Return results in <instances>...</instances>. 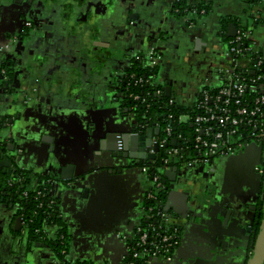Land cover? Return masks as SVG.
<instances>
[{
	"label": "crops",
	"instance_id": "crops-1",
	"mask_svg": "<svg viewBox=\"0 0 264 264\" xmlns=\"http://www.w3.org/2000/svg\"><path fill=\"white\" fill-rule=\"evenodd\" d=\"M101 1L97 2L101 5L98 12L106 18L105 30L110 41L101 44L105 55L97 56L96 60L103 67L110 63L115 73L123 70L129 52L135 59L151 50L169 48L176 39L185 40L188 56H192L186 58L189 62L183 65L180 60L176 63L178 69L173 71L175 67H167L164 60L159 68L162 82L159 85L166 88L169 84L171 97L179 105L192 106L204 89L219 84V70L227 60L226 39L232 24L246 25L252 32L256 51L264 56V11L245 0H209L210 12L195 19L173 12L177 0ZM115 7L120 10L115 12ZM22 9L29 15L33 6L29 0H0V47L9 45L7 39L15 33H20L22 38L32 33L26 30L25 22L29 19L21 15ZM44 13L48 17L47 11ZM49 38L44 37L48 44H43L44 52H49L48 46L61 58L62 42L57 44ZM13 49L10 53H18ZM73 53L77 58L73 71L78 72L80 53ZM47 58L32 56L29 65L25 62L22 68L13 71L12 97H6L0 90V123L12 120L0 126V142L5 149L10 145L14 152L4 153L7 159L4 164L52 181L51 195L59 201L62 218L59 220L70 243L71 261L119 263L131 244L121 238L131 241L142 212L147 211V176L138 167H126L127 164L109 162L107 158H103L107 163L104 169L99 167L94 173H86L85 165L90 157L83 150L86 144L94 143V150L102 151L101 142L111 129L119 127L118 132L124 134L130 129L128 121L120 115L115 102H110L111 98L103 103L96 96H93L95 102L83 101L78 86L64 77L56 82L49 79L39 92L43 68L48 70L57 63L63 69L62 60ZM15 62L11 64L17 67ZM180 64L185 70L189 68L187 74H182ZM171 75L178 84L170 81ZM104 90L111 92L107 87ZM30 99L35 104H28ZM260 153L251 147L233 157L215 158L209 167L173 165L174 180L166 177L164 171V183L169 188L166 210L176 215L184 234L169 262L154 260L153 264H246L249 261L258 208L262 205L263 185L255 170L262 163ZM106 154L107 151L102 156ZM149 154L153 152L150 150ZM205 170H209L214 190L219 193V198L206 203L208 206L202 202L199 190L201 175L207 176ZM82 173H86L87 181L78 180ZM13 209L0 204V264H60L56 251L42 246L43 242L31 248L28 238L22 237L20 223V229H14L17 218ZM49 228L56 236L57 224L51 222Z\"/></svg>",
	"mask_w": 264,
	"mask_h": 264
},
{
	"label": "flooded vegetation",
	"instance_id": "flooded-vegetation-1",
	"mask_svg": "<svg viewBox=\"0 0 264 264\" xmlns=\"http://www.w3.org/2000/svg\"><path fill=\"white\" fill-rule=\"evenodd\" d=\"M29 1L33 6V10L30 11L29 15L26 14L25 9H22L20 13L23 17L27 18V20L29 19V21L25 22V27L27 28L26 30H29L32 33H29V34L26 33L23 38L21 37L22 35L20 33L18 34L15 33V35L13 36L14 42H11L10 44L8 43L9 45H7L6 47L4 46L0 47V90L1 92L3 89L1 87L2 86L4 87V85H8V92L11 91V96H12L13 71L16 69L22 68V64H24L25 62L27 63V65H29V61L32 59V56L37 57V58H40V57L42 58V57L47 56L48 60H54L56 62L57 61L60 62L62 60L61 65L63 69H61L60 65H58L57 63L51 65V67H49L48 70L43 68L42 80L44 81L42 82L44 83L48 82L49 79L51 80V82H56L58 79L64 77L71 81L73 80L72 83L78 86L77 91L79 90L82 92V94L80 95L81 96L80 98L83 101L87 99V100H91L92 102H95L96 98L93 96H96L100 99V102L103 103L104 100L106 99L110 100L111 98L112 100H110V102L111 101L115 102L116 108L120 112V115L125 117L126 121H128V127L132 129V133L139 135V136L148 135L149 133L148 131L151 128L144 126V123L140 120V118L137 117L138 115L136 112L137 110L134 109L135 107L132 106V100L130 98V95L128 94V87L131 86L132 84L131 82L134 80V76L132 77L131 74L128 72V70L131 69L133 65V60L135 62V59L133 57L134 55L132 56L129 52V57L127 59L126 65L123 67V70H121V72L118 71L116 73L115 71H113L115 69L113 68V66L110 65V63H107V65L103 67L102 65H99L100 62L96 60L97 56L105 55L103 53L104 50L101 48L103 45L101 44H103L104 42L107 44L108 42H106V40L110 41V38L109 37L107 38L108 30H105L106 29V25H105L106 18L103 15H100L101 13L98 12V9L101 8L100 7L101 5L100 6L97 5V2L101 3L102 1L101 0H43V2L40 0H32V1L29 0ZM174 5L172 6V10L174 13L179 15L178 11L174 8ZM48 10L49 12H52V11L53 12L48 13ZM116 10L118 12L120 10V7H115V12ZM44 11L45 12L47 11V13L49 14L48 17L44 13ZM46 35L49 36L50 37L49 39L53 40V42L57 41L58 42L57 44H59V42H62V44L60 45L62 46V49L60 51L62 55L61 58L59 55L58 57H56L57 55L56 52L54 50H49L48 46H46V48L48 49L49 52H44L43 44L44 43L47 44L46 42L47 39L44 40V37ZM220 36H221V33H220ZM102 38L103 39L105 38V40H100ZM180 40L183 42L182 44L181 42H179ZM126 42L128 43V41ZM172 42L173 43L170 44L169 48L164 47L163 49L164 51L163 50L160 51L159 49H158L159 51H156L158 56L160 57L159 63L155 66V68H158V72L154 76L155 77L154 82L156 84L162 83L160 81L161 76L159 74V68L164 62V60L166 62L167 67H170V68H172V66L175 67V69L172 68V70L174 71L178 69L176 63H179L181 60L182 61L181 64L185 65L186 63L189 62V61L187 62L186 58L189 57L188 59H191L192 57V56H188V52L190 51H188V48H189L187 47L188 45L187 46L184 45V43H186L185 40L183 41L182 38L181 39L179 38V40L176 39ZM17 43L18 45L16 46ZM13 48L15 49L16 52L18 51V53L13 54V51L10 53V50H12ZM114 48H117V46L113 47L112 49ZM129 48L130 47H127L126 49L128 50ZM75 51L80 53L79 58H80L81 63L77 65L79 69L78 72L73 71L74 70L73 67L76 66V59H77L73 53ZM12 60L16 61L15 63L17 67L15 66V64L13 65L11 64L14 62ZM39 60L42 61L43 59L42 60L39 59ZM181 64H180V68H183L182 74L183 73L187 74L188 73L187 70L189 71V68L185 70V68ZM190 72L193 73V71H190ZM170 79H171L170 81H172L173 83H177V81L174 79V77H172V75L170 76ZM184 79L185 78H183L182 80ZM106 87L108 90L110 89L111 92L105 91L104 89ZM70 90L73 91V88H70ZM83 101L82 103L86 106L87 104ZM32 102L35 104V101H32L31 99L28 100V104H33ZM103 117L106 118L105 116ZM8 122H12V120L8 119L7 121H4L0 123V126L2 127L8 124ZM118 131H119V127L117 130L111 129V131L108 133V135L110 133H112L113 135L110 137V140H108L107 146H110L114 150H117V152L119 153L126 152V153L135 155L136 159L127 160L126 162L125 160H123V163H124L123 165L127 164L126 167H131V168L138 167L143 172V168H144L143 162L147 160H152L148 158L149 157L148 154L150 153V150L154 154V152L159 147L155 146L154 144H153L154 147L148 146L147 143L145 142L134 141V140L133 141L127 140V142L125 140H121V142H119V140H117V138L115 137L117 135L119 139L121 138L119 136L120 132ZM108 135H106V138ZM0 137H1V133H0ZM159 139H162L161 134L160 136L158 137L155 136L153 138V140L155 141ZM5 144L8 145V143H5ZM254 144L258 146L263 145L264 147V144H259V143H254ZM93 145L94 143L93 144L90 143V144H86L85 146L84 154L86 155V157H90L87 160V164L85 165L86 173L95 172L94 170L91 171V169H93L94 167V160H95V155L93 154H96V150H94ZM134 147H136V149H134ZM255 149H258V148L255 147ZM141 150L143 151L140 152ZM134 151H137V153ZM6 152L11 153L12 155L14 154V152L10 150V145H8V148L5 149L3 148L2 143L0 142V171L4 175L7 174V176L10 178L9 180L6 181V185L4 186V188L0 189V204H5L7 206H10L11 204H13L11 208H14L13 210H14V213L16 214V218L21 219L20 228L22 230V233H24L22 237L25 236V239L28 238L31 244V248L37 247V246L39 247V245L43 242L42 244H45L44 247L52 249L53 251H56L55 245L57 246L60 244L61 246H64L63 242H61L58 237L53 236L51 233L48 234V231H46L45 227L43 228L42 231H39L40 237L37 240L31 237L29 225L25 221L24 215L19 214L20 211L24 210V208H21L17 200L13 198L14 194L7 192V190H10V187H12L13 185L17 183H21V182H25V184L28 183L27 185H34L35 183H37L36 187L42 186L43 183L42 184L39 183L40 179L38 176L40 175L36 176L35 174L31 172L27 173L25 171L18 170L17 167L10 168V166H6L4 164V160H5L4 153ZM263 152H264V149H263ZM157 154H156V158H157ZM137 156L139 157L143 156L144 158L141 159ZM101 163L104 165L107 164L104 159L101 161ZM182 166H187V165L183 164ZM25 167L27 168V166ZM206 167H209V166H206ZM255 170L258 174L257 178L258 177L260 178L261 175L264 176V162L262 161L261 165L257 166ZM22 172L27 173V177H25L24 180L20 179V174ZM205 174L207 176L201 175V182L203 184V191L201 193V199L204 205H206V203H212L214 199L219 198V193L217 192V190H214V186L212 185L211 178H209L210 177L209 170L207 171L205 170ZM144 175L146 176V174ZM47 179L50 181L49 178ZM82 179H84L83 176L78 177V180L81 182H83ZM51 183L52 181L49 182L50 186H52ZM263 183H264V177H263L262 185ZM68 185L73 186L72 183L70 182L68 183ZM0 186H1V183H0ZM165 189L167 191L169 190L167 184L165 185ZM148 192L149 191L147 188V196L145 195L146 203H147V205L145 206V210L147 211H144V213L142 212V218H141L142 220H140V222L137 224V228L138 226L144 227V225L148 223V219H155V222H157L156 217L160 209L159 207H156V206L153 208L149 206ZM51 193H52L51 187H49V193L47 195L48 203H51L52 206H54L56 210L55 212L57 214L56 215L57 218L62 219L60 215V210H59V201L58 199L56 200V197L54 195H51ZM262 194H264L263 189H262ZM18 199L21 201L23 200V197L18 196ZM167 203H166V207H167ZM42 206H43V203H42ZM200 208H202V206H200ZM169 213L172 214L171 217L173 218L174 223L177 225V227H179L178 229L181 231L180 236H179L180 241L178 242V245L175 249L177 250L181 245V241H182L181 237L184 234V231L182 230L180 221H178V219L176 218V215L171 213L170 211ZM190 216L192 217L194 216V214L191 213ZM29 222H32V221L29 220ZM45 224H46V227L47 226L49 227L51 222L49 223L46 220ZM57 226L59 230H63L62 225L57 224ZM14 229L15 230L18 229L17 224L16 226H14ZM65 232L66 231H64L63 233L66 235ZM133 238L134 237H132L131 240ZM121 239L123 241H126V240L128 241V239L125 237H122ZM28 240L26 241L27 243H28ZM128 243L130 244V241ZM68 245H70V243H68ZM66 249L67 250H63V251L68 256V259H65L60 264H81V263L91 264L92 263V262H87L83 260H79V261L72 260L71 261L70 260V248H69V251H68V247ZM128 252H129V247L127 248L126 253L123 254L124 256L122 257L121 261L116 264H124L126 256H127L126 254ZM56 253H58V251H56ZM110 264H115V263H110ZM246 264H248V262H246Z\"/></svg>",
	"mask_w": 264,
	"mask_h": 264
},
{
	"label": "built area",
	"instance_id": "built-area-1",
	"mask_svg": "<svg viewBox=\"0 0 264 264\" xmlns=\"http://www.w3.org/2000/svg\"><path fill=\"white\" fill-rule=\"evenodd\" d=\"M258 2L257 7L264 10V0H258ZM196 16H198L196 11H192L185 17L195 19ZM243 26L239 24L235 36L226 42L227 60L219 70V84L216 87L204 89L189 107L190 113L179 117L176 121L177 126L190 125L193 129V137L185 138L183 134H173L171 128L173 120L171 124L163 128L147 120L151 129L160 128L163 134L162 139L154 140L162 149L161 153L166 154V158L161 161L163 172L178 160H183L188 167L210 166L215 158L235 156L246 145L264 144V83L262 82L264 56L256 51L251 30L243 31ZM146 59L145 66L148 68H154L160 61L156 50H151ZM135 60L141 61V57L137 56ZM149 73H153L151 69ZM153 79V77L147 80L134 78L131 86L139 91L145 83ZM154 95L161 97L163 90L157 88ZM149 97L151 93L147 91L130 94L133 107L135 105L148 107ZM169 104L174 105L176 102L172 99ZM169 119H172V116ZM174 135L175 137L172 138ZM168 140L175 141L176 145L187 140L189 146H186V150L193 152L194 155L183 159L181 149L169 148ZM152 164L154 165L155 162L153 161ZM148 172L149 168L144 167L143 173L147 176L148 191L151 188L157 192L165 189L160 177L150 176ZM36 184L27 185L23 197L28 198L29 191L34 190ZM39 195L40 192H37V198ZM148 200L151 203L156 201L157 207L161 205V202L150 193ZM39 207H42V204ZM171 216L172 214L166 210V204H164L157 214L155 226L150 225L146 228L138 226L136 235L130 241L124 264H153L154 260H171V253L179 242V227Z\"/></svg>",
	"mask_w": 264,
	"mask_h": 264
},
{
	"label": "trees",
	"instance_id": "trees-1",
	"mask_svg": "<svg viewBox=\"0 0 264 264\" xmlns=\"http://www.w3.org/2000/svg\"><path fill=\"white\" fill-rule=\"evenodd\" d=\"M245 2L250 6H252V4L254 6H258L259 4L258 0H245ZM174 8L178 11L180 16H185L189 12L196 11L197 15L201 17L202 15H205L206 13L210 12L211 3L209 0H177L174 5ZM242 30L248 31L249 29L243 26ZM228 41L229 38L226 40V42ZM139 57H141V61L135 60V62H133L131 69L128 70L131 76L134 75L135 79L143 78L144 80H147L148 78L151 77L155 78L154 76L157 74L158 68L155 67L148 68L147 66H145L147 55L140 54ZM150 69L153 73H149ZM262 82L264 83L263 79ZM157 88H161V90H163V95L159 98L154 95V91ZM144 91L151 93V97L148 98L149 99L148 107L145 106L141 107L135 105L136 107L135 109L137 110L136 112L138 114L137 117L140 118V120L144 123V126L151 127L147 123L148 120L150 123L152 122L156 123V125H158L160 128H163L166 127V125L168 126L169 124H171L170 122L173 120V123L171 124L173 134L175 135L183 134V137L185 138L193 137V131H192L193 129L191 128L190 125L177 126V122H176L179 117L190 113L191 108L179 105L177 103L174 105H170L169 101L172 100V97L167 96L165 88L159 84H156L154 82V79L153 81H149L148 83H145L143 88L142 89L140 88L139 91L133 88L132 86L130 88L128 87L129 95L132 93L134 94L135 92L143 93ZM132 106H134L133 103ZM170 116H172V119H169ZM161 135L163 138V134ZM175 135L172 138H174ZM186 141H182L180 145L174 146L172 145V141L168 140L167 146L169 148L181 149L180 151L182 153L183 159H187L189 156H193L194 153L193 152L190 153L189 151L186 150V146H189V143H187ZM163 158H166V154L162 153L161 155L158 153L157 158L153 160L144 161L143 166L149 168L148 174L150 176L158 175L162 180V182L164 183V181L166 180H165L164 172L161 170V161L163 160ZM153 161L155 162L154 165L152 164ZM183 164H184L183 160L182 161L178 160L177 163H174V166L180 167ZM25 177H27V173L22 172L20 174V179L24 180ZM38 177L40 179L39 183L41 184L43 183L44 186L43 185L37 186L35 187L34 190L29 191L28 198L22 196L23 192L27 190L26 186L28 183L27 184H25V182L17 183L12 187H10V190H7V192L14 194L13 198L17 200L21 208H24V210L20 211L19 214L24 215L25 221L29 225L30 236L33 237L35 240H37L40 237L39 231H42L44 227L46 228V224H45L46 220L49 223L53 222L55 224L60 225L59 223L60 220L56 216L57 214L55 212L56 210L54 206H52L51 203H48L47 195L49 193L50 181L45 176L40 175ZM9 179L10 178L7 176V174L4 175L0 171V183H1L0 189L4 188V186L6 185V181ZM164 185L166 184L164 183ZM263 190H264V186H263ZM37 192H40L38 198H37ZM167 192L168 191L166 189H163L161 192H157V190L151 188L148 194L150 193L154 195L157 198V200L161 202V205H159V209H160L163 208L164 204H166L167 195H168ZM18 196L23 197V200L20 201L18 199ZM42 203L43 206L39 207ZM148 203L149 206H151L152 208L155 206L157 207L156 201H154V203H151L148 200ZM29 220H31L32 222H29ZM156 224L157 223L155 222V219H148V223H146L143 228H146L150 225L155 226ZM63 232H64L63 230H59V229L56 230L57 233L56 237H58L59 239L61 237L60 241L63 242L64 244V246H61L60 244L57 246L55 245L56 251L67 250L66 248L68 247L69 240ZM180 232L181 231L179 230L178 232L179 236H180ZM81 264H90V263H81Z\"/></svg>",
	"mask_w": 264,
	"mask_h": 264
},
{
	"label": "water",
	"instance_id": "water-1",
	"mask_svg": "<svg viewBox=\"0 0 264 264\" xmlns=\"http://www.w3.org/2000/svg\"><path fill=\"white\" fill-rule=\"evenodd\" d=\"M236 29H237L236 25L232 24L230 26V30H229V34L227 35V38L234 37L236 34ZM11 42H14L13 36L10 37V39H7V43H11ZM44 86H45L44 82H40V86H38L39 92L44 88ZM1 88H3L2 91H4V95H6V97H12L11 91L8 92V85H4V87L2 86ZM165 91H166L167 96H171V87L169 86V84L166 85ZM41 101H44L42 99V97H41ZM128 132H126L124 134L119 133L120 134L119 136L122 139L121 138L119 139V137L117 135L115 137L117 138V140H119V142H121V140H125L126 142H127V140H131V141L134 140V141L145 142V143H147L148 146L154 147V145H155L158 147V144L156 142H153V138L155 136L158 137V136H160V134H162L161 133L162 131L160 130V128L150 129L148 131L149 132L148 135H146V136H142V135L139 136V135L133 134L132 129H129ZM92 133L94 134V132H92ZM93 134L91 136H93ZM110 134L107 136V138L105 140H103L101 142V150L102 151L99 150L96 152V154H93L96 157L94 160V167H93V169H91V171L92 170H98L99 167H101L102 169L105 168L106 165L101 163L103 158H107L109 162L113 161V162H118V163H123V160H125V162H126L127 160L136 159V156L133 154L126 153V152L119 153V152H117V150H114L110 146H107L108 140H110V137L113 135L112 133H110ZM172 145L175 146L176 142L173 141ZM82 147L84 149V146H82ZM251 147H256V144L252 143L250 145H246L240 153H244L245 151H247ZM262 149H263V147H262ZM105 151H107V154L105 157H103L102 155ZM142 151L143 150H141V152ZM156 151L154 152V154H148V156H149L148 158L153 160L156 158L157 153L162 155V153H161L162 149L158 148ZM260 152H261L260 153L261 154V156H260L261 162L262 161L264 162V152H263V150ZM240 153H238V154H240ZM137 157H139V156H137ZM139 158L143 159L144 157L141 156ZM6 160L7 159H5V161ZM111 171H109V173L113 172V171L112 172ZM118 172H120V171H118ZM113 173H115V172H113ZM85 174L86 173H82V174H79L78 176H83L84 177L83 181H87L88 178L85 177ZM165 174H166V177H168L171 180H174L176 178L175 168L173 166L170 167L168 170H166ZM263 177L264 176H262V175L260 176L261 182H263ZM263 185H264V183H263ZM260 201H261L262 205H260L258 208L259 212L257 214V222H256L257 229H255L254 236L252 237V241H251L252 255L248 261V264H264V194L261 195ZM12 206H13V204L10 205V207H12ZM20 220L21 219H17V221H16L17 225L20 223ZM42 246H45V244H42ZM165 261H167V260H165ZM167 262H169V261H167Z\"/></svg>",
	"mask_w": 264,
	"mask_h": 264
},
{
	"label": "rangeland",
	"instance_id": "rangeland-1",
	"mask_svg": "<svg viewBox=\"0 0 264 264\" xmlns=\"http://www.w3.org/2000/svg\"><path fill=\"white\" fill-rule=\"evenodd\" d=\"M262 147H263V145H259V146L256 145V148H258L260 151H262L264 149V147H263V149H262ZM165 169H166V167H165ZM199 190H201V193H202L203 184L200 185V189ZM45 229H46V231H48V234H50L51 229L48 226ZM56 258H57V261L59 263H62L65 259H68V256L64 253L63 250H60V251H58V253H56Z\"/></svg>",
	"mask_w": 264,
	"mask_h": 264
}]
</instances>
